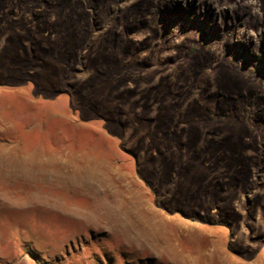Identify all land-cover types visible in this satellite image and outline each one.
<instances>
[{
  "label": "rangeland",
  "instance_id": "rangeland-1",
  "mask_svg": "<svg viewBox=\"0 0 264 264\" xmlns=\"http://www.w3.org/2000/svg\"><path fill=\"white\" fill-rule=\"evenodd\" d=\"M259 47L264 0H0V264H264Z\"/></svg>",
  "mask_w": 264,
  "mask_h": 264
},
{
  "label": "trees",
  "instance_id": "trees-1",
  "mask_svg": "<svg viewBox=\"0 0 264 264\" xmlns=\"http://www.w3.org/2000/svg\"><path fill=\"white\" fill-rule=\"evenodd\" d=\"M175 11H177V10H175ZM192 13V10H191V12H190V14ZM204 23H206V22H204ZM258 55L259 56H262V55H264V50H262L260 47L258 48ZM260 62H261V64H262V68L264 69V57L262 56L261 58H260Z\"/></svg>",
  "mask_w": 264,
  "mask_h": 264
}]
</instances>
